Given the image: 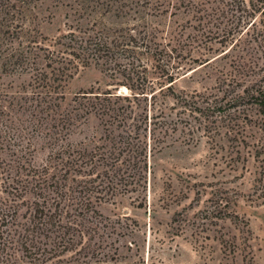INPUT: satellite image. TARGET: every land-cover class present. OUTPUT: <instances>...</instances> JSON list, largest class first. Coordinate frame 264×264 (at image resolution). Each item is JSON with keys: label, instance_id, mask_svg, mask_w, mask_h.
<instances>
[{"label": "rangeland", "instance_id": "1", "mask_svg": "<svg viewBox=\"0 0 264 264\" xmlns=\"http://www.w3.org/2000/svg\"><path fill=\"white\" fill-rule=\"evenodd\" d=\"M240 1V10L207 0L203 11L185 4L161 14L157 0H0V190L23 165L100 144V116L66 115L88 102L84 91L129 94L117 84L128 62L148 82L176 77L157 98L167 125L155 133L166 142L148 141L146 156L123 164L125 180L88 223L95 233L82 264H264V0ZM86 31L130 44L56 89L34 88L38 73L52 76L55 41ZM141 106L145 115L150 105ZM70 254L20 264H70Z\"/></svg>", "mask_w": 264, "mask_h": 264}, {"label": "trees", "instance_id": "2", "mask_svg": "<svg viewBox=\"0 0 264 264\" xmlns=\"http://www.w3.org/2000/svg\"><path fill=\"white\" fill-rule=\"evenodd\" d=\"M157 1L156 9L163 14L170 8L179 10L185 4L203 11L207 0ZM222 2L232 5L234 10L236 7L241 9V1ZM123 35L112 39L110 32L86 31L82 35L71 32L58 38L55 45L61 48L46 55L52 76L40 72L32 85L56 89L60 84L54 86V83L73 75L74 69L93 62L98 64L120 50L127 51L130 42L124 47V40L120 38L124 39ZM144 71L128 62L123 70L126 80L117 84L127 87L131 91L129 94L112 90L84 91L82 96L88 102H79L73 109L76 113L66 115L68 120L72 115L82 116L79 111L84 108L85 113L100 116L105 128L100 144L91 150H62L52 158V163L42 167L23 165V171L5 179L0 190V264H20L22 258L48 262L70 253V264H82L80 258L87 257L92 251L85 240L95 231L88 223L99 215L97 203L107 195H114L125 180L121 174L123 164L128 161V165L133 166L137 158H142L144 153L146 156L148 141L155 146L166 142L164 136L161 138L155 133L159 127L167 125L166 121L160 120L165 104L157 102V98L172 90L171 84L176 77L167 71L162 75H167L169 85L165 81L148 82ZM161 71L165 72L163 68ZM35 94L45 101L42 92L35 91ZM144 101L153 112L149 110L143 114L141 103ZM52 106L55 105L49 103L46 107ZM143 125L145 130L150 128V140L147 135H141ZM118 129L121 132H117ZM58 261L66 264L63 259Z\"/></svg>", "mask_w": 264, "mask_h": 264}]
</instances>
